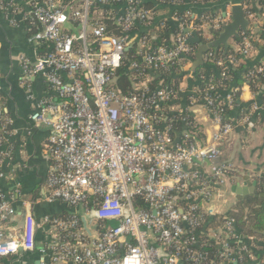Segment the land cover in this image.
I'll list each match as a JSON object with an SVG mask.
<instances>
[{
    "label": "built area",
    "instance_id": "obj_1",
    "mask_svg": "<svg viewBox=\"0 0 264 264\" xmlns=\"http://www.w3.org/2000/svg\"><path fill=\"white\" fill-rule=\"evenodd\" d=\"M154 3L148 8L143 0H0L9 24L40 29L32 36L38 53L17 58L18 82L31 104L24 133L49 131L46 175L36 196H28L19 181L12 182L14 169L23 166L16 162L10 99L0 86V262L37 253L40 264H264L252 253L258 239L236 233L233 218L212 204L233 171L220 157L235 122L216 109H233V93L222 95L220 85L200 73L206 87L195 88L189 105H203L215 128L198 140L189 114L173 108L178 91L147 86L154 72L173 65L184 70L193 62L197 48L188 42V31L202 34L208 22L220 32L230 16L196 18L185 9L173 14L180 31L154 45L149 35L162 27L156 25L160 8L184 2ZM103 17L115 22L118 36L106 30ZM249 38L243 36L240 59L206 51L203 63L214 62L224 78L228 66L249 56ZM121 67L143 77L133 82L136 93L117 87ZM247 76L264 77V65ZM35 78L43 86L38 96ZM262 111L264 97L239 121L253 127L252 113ZM177 121L186 127L173 137ZM40 204L68 212L36 216L33 209Z\"/></svg>",
    "mask_w": 264,
    "mask_h": 264
},
{
    "label": "crops",
    "instance_id": "obj_2",
    "mask_svg": "<svg viewBox=\"0 0 264 264\" xmlns=\"http://www.w3.org/2000/svg\"><path fill=\"white\" fill-rule=\"evenodd\" d=\"M250 0H209L204 3L195 4V2H185L183 5L187 10H190L194 17L199 18L207 14L211 19H216L218 16H230L232 18V7L235 4H240L247 12L252 13L255 19L249 20L247 31L255 33L256 46L252 48L249 56L240 60H252V61H264V39L261 33L264 34V10L261 13L255 14L250 5H253L258 9V6L251 3H247ZM169 7H161L159 10V16L165 17L170 21L172 27H178L177 21L173 18V14L181 13L180 5H172ZM184 12V11H182ZM209 14V15H208ZM212 23V21H211ZM212 24L206 23L203 25V30L200 39L202 42H208L214 40L215 30L212 29ZM208 30L210 37L204 35V31ZM30 32L26 26L18 25L14 26L9 24L0 8V86L3 88L2 93L10 99L9 112L14 119L18 134L13 139V143L16 144V162L17 166H23L18 168L17 171H13L12 182L19 183L24 188L25 192L31 191L36 186H40L41 181L44 180L47 171V160L44 152V144L49 135V131L46 128L36 129L31 131V135L27 136L25 132L26 117L31 112V104L27 101L26 93L19 84L20 66L17 58L21 54H25L28 57H32L37 51L39 45L32 37H28ZM196 33H198L196 31ZM241 36L243 32L240 31ZM190 34V33H189ZM199 34V33H198ZM247 34V33H246ZM244 34V35H246ZM192 35L190 34L189 37ZM196 48L198 49V43ZM229 47L237 52L240 47L238 41L232 38L228 41ZM254 45V44H253ZM41 47V46H40ZM222 49V46L219 47ZM193 62L184 67L183 77L178 83V92L175 97V104L173 108L175 111L180 110L183 115L189 114L190 120L195 122L197 131L206 139L214 131V125L210 116L207 113L206 108L201 104L189 105V97L193 95V91L198 86V82L194 79ZM239 62V63H240ZM200 73L204 75L202 70ZM215 76L214 71L211 69L205 73L204 77L209 80L220 79ZM33 89L36 95H40L43 86L40 78L33 79ZM219 93L222 95L227 93H236L239 106L233 107L229 116L233 120L234 128L230 138L221 147V160H227L233 165V171L226 188L227 195L229 196V207L227 211L222 212L227 214L229 210L237 203L235 197L232 194L231 188L235 183L244 185L246 180L248 182H256V190L258 192V180L264 174V116L260 114H253V127H248L245 123L239 121L242 113L251 111V105L253 101L258 102L257 93L251 90L250 85L244 82L241 86H234L230 90L219 89ZM255 94V96H254ZM241 106V107H240ZM247 107V108H243ZM179 112V111H178ZM177 114V115H180ZM186 113V114H185ZM256 117V118H255ZM178 135V134H177ZM20 151V152H19ZM17 168V167H15ZM11 179V178H10ZM225 192V193H226ZM225 196V195H224ZM222 194L216 199H222L223 203H227V199ZM215 201V200H214ZM44 205V204H43ZM40 204L34 210L36 216H41L45 213H59L68 209L58 207L57 204L53 206H43ZM20 213L23 211L19 210ZM37 212V213H36ZM19 220H21L19 218ZM255 251L260 261H264V240L258 239L254 242ZM260 255V256H259ZM4 264H36L39 263V256L37 253H22L18 257L12 258V260H2Z\"/></svg>",
    "mask_w": 264,
    "mask_h": 264
},
{
    "label": "trees",
    "instance_id": "obj_3",
    "mask_svg": "<svg viewBox=\"0 0 264 264\" xmlns=\"http://www.w3.org/2000/svg\"><path fill=\"white\" fill-rule=\"evenodd\" d=\"M143 1H144V4H143L144 7H148V8L152 7L155 4L154 1L156 3L158 2V0H143ZM206 1H209V0H183L184 3L185 2H188V3L195 2V4L196 3L201 4ZM252 2L258 6V9H256V7H254L253 5H250L252 10L255 11V14L261 13L264 10V0H252ZM184 3L180 4L181 13H183L182 11L186 9V7L183 5ZM247 3L250 4L251 0L247 1ZM170 6L171 5H163L162 7L170 8ZM208 17L210 18V16ZM156 20H157L156 25L158 26L162 25V27L160 29H154L153 31L150 32L151 34L149 35V41L152 42L154 45L163 42V40L170 41L172 34L180 31L179 27H172L170 24V21L165 17L159 16ZM101 22L104 24L106 30L110 34H113L115 36H118L120 34V30L118 26L115 24V22L112 19L103 17L101 19ZM39 30H40L39 28L34 27L30 32H28V37L29 38L32 37ZM246 33L249 35L250 37L249 39L254 44L253 47H255L256 46V42L254 40L255 33H252L250 31H246ZM243 36H241V40L236 39L239 45L243 43ZM261 36L264 39L263 33H261ZM190 45H192L193 47H196V44H190ZM134 47L136 46L132 45L131 48L128 50L127 52L128 58H133L132 55L135 51ZM208 51L213 52L217 57H225L227 55L232 54L236 57V59L238 58L240 59V56H239L240 53L234 52L230 47H228L225 52L223 51V49H220V48H210L208 49ZM259 65H264V61L263 62L260 60L252 61L250 59L249 60L245 59V61L243 60L240 63L228 66L227 67L228 69H226L225 71L226 75L224 78L210 80L209 82L220 85L219 89H226V90H230L234 86H241L244 82H247L250 85L251 90L257 93V98L261 100L262 97H264V77L247 76L248 73L252 71V69H254L255 67ZM211 69L214 71L215 76L217 77L220 71V68L214 65V62L212 61H206L195 69L194 79L198 82L197 87L205 88L206 83H207V81L204 82L199 77L200 70H202V72L205 75V73L209 72ZM136 75L137 74L134 71H131V70L126 71L124 67H121L117 70L116 84L121 92L125 94H133L138 91V89L133 86V82L142 80L143 77H140V76L135 77ZM182 77H183V70L181 69L180 65H173V67H171V69H168L165 73L164 72H161V73L154 72L151 77V80L147 83V86L150 91L154 90L159 85L169 86L173 90L178 91V83ZM239 105L240 104H238L236 93H235L233 96V106L235 107ZM243 108H247V107H243ZM216 109H218L219 111L221 109L223 118L225 120H230L229 113L231 112V110L226 105H223V104L217 105ZM261 114L264 116V111H262ZM173 126H174V131L172 133L173 137H175L179 132H181L186 127L185 123H182L180 121L173 123ZM190 130L192 132L197 131V126L196 124H194V122L191 123ZM196 138L198 140H203V137L199 133L196 136ZM229 176L231 177V173L229 174ZM257 187L260 192H264V177H261L258 180ZM38 188L39 186H36L35 188L27 192L26 194L28 196L30 195L36 196ZM27 195L25 196L28 197ZM66 212H68V210L61 211L57 213V215H62ZM226 215H227L226 216L227 218H233V220L235 221L234 227H235L236 233H240L244 236H253V237H256L257 239L264 240V198L252 197L246 201H238L232 207V209L229 210V212H227ZM206 249H208L211 254L215 253V250L213 247L212 248L208 247ZM252 253H254L257 256V252L252 251ZM0 264H4L2 260Z\"/></svg>",
    "mask_w": 264,
    "mask_h": 264
},
{
    "label": "water",
    "instance_id": "obj_4",
    "mask_svg": "<svg viewBox=\"0 0 264 264\" xmlns=\"http://www.w3.org/2000/svg\"><path fill=\"white\" fill-rule=\"evenodd\" d=\"M232 18L229 23H226L222 26L220 32H214L215 39L208 42H202L199 35L196 31H188L192 36L189 37L188 42L190 44L198 43V49L195 52V61L193 63V70H195L199 65L203 63V54L208 51L210 48H219L222 46L223 51L225 52L229 47L228 41L232 38L241 40V33H246L247 27L249 25V20L245 15V10H243L240 4L233 5L232 9ZM69 26V24H65ZM248 180V179H247ZM246 180L244 185L235 183L232 188V194L235 197V202L246 201L250 198H264V192H258L256 190V182H248ZM44 206V205H43ZM47 206V205H45ZM63 209H67L63 207ZM21 217L23 213L19 214ZM39 264V263H36Z\"/></svg>",
    "mask_w": 264,
    "mask_h": 264
},
{
    "label": "rangeland",
    "instance_id": "obj_5",
    "mask_svg": "<svg viewBox=\"0 0 264 264\" xmlns=\"http://www.w3.org/2000/svg\"><path fill=\"white\" fill-rule=\"evenodd\" d=\"M198 35L201 36L200 33ZM204 35L206 37H210V34H209L208 30H205L204 31ZM226 191H227L226 188L223 189L222 192H221V194L223 196L225 195L224 197L227 199V198H229V196H226L227 195V192ZM212 204L215 207V209H217L218 211L220 210L222 212H225V211H227V208L229 207V204L230 203H229V199H227V203H223L222 199H215V201L213 200V203Z\"/></svg>",
    "mask_w": 264,
    "mask_h": 264
}]
</instances>
